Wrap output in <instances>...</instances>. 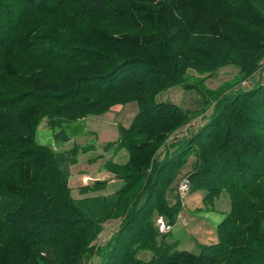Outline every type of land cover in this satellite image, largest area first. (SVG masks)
Listing matches in <instances>:
<instances>
[{
	"label": "trees",
	"instance_id": "trees-1",
	"mask_svg": "<svg viewBox=\"0 0 264 264\" xmlns=\"http://www.w3.org/2000/svg\"><path fill=\"white\" fill-rule=\"evenodd\" d=\"M263 61L264 0H0V264H264V83L218 92L193 116L156 102L173 87L195 88L189 71L211 76L233 64L246 80ZM132 102L138 112L118 141L128 161L105 164L123 186L74 199L77 148L64 155L41 145L38 126ZM209 109L196 135L157 159ZM191 156V190L205 192L207 207L226 190L231 204L218 242L199 254L176 250L155 226L158 216L175 224L180 202L168 194ZM106 188L96 181L80 194ZM115 220L110 240L96 242Z\"/></svg>",
	"mask_w": 264,
	"mask_h": 264
},
{
	"label": "rangeland",
	"instance_id": "rangeland-1",
	"mask_svg": "<svg viewBox=\"0 0 264 264\" xmlns=\"http://www.w3.org/2000/svg\"><path fill=\"white\" fill-rule=\"evenodd\" d=\"M262 67L261 72L246 80H244L243 74L240 73L239 67L233 64L220 68L211 76L189 71L187 83L195 86V88L185 90L183 87H173L159 93L156 96V102L174 103L184 112L193 116L202 111L205 100L212 102L217 97L218 92L224 91V93L234 94L239 89L241 91L252 89L253 84L256 82L264 83V61L262 62ZM137 112L138 105L136 102H132L125 105L119 112H107L99 116H89L76 122L64 123L56 128L50 127L46 119L40 123L37 129V139L41 145L50 146L56 152L64 155H66L65 152H70L77 148V151H75L77 164L70 167L71 176L69 179V186L73 188L71 195L74 199L81 197L82 195L79 191L81 187L92 186L95 183L93 182L95 178L98 181L105 182L103 175L98 176V172L104 173L106 171V163L109 161L116 165L127 163L128 150L125 147H121L118 142L120 140V128H127ZM199 117L200 115H197V118ZM195 119L192 121L194 122ZM191 122L184 126L185 130H187V126H189V129H193L195 123ZM63 131L68 136V139L66 141L56 140V135H61ZM180 131L182 130L173 133L165 146L178 135L183 134ZM194 135H196V132ZM165 146L162 149H165ZM194 161L195 156H191L188 161L190 165L185 166L184 174L178 176L177 182H175L172 194L176 199H168V202L175 205L180 202V211L177 214L175 224H171L173 226L172 230L163 234L165 235L164 237L160 236V239L165 240L167 244L177 241L176 250L199 254L204 246L218 242L217 226L230 213L231 204L226 190L222 191L220 196L214 201L213 206L208 207L203 202L205 192L203 190H191L190 173ZM187 168L191 170L187 171ZM96 173L95 177L94 174ZM88 176H92L91 178L93 179H89ZM182 178H188L190 182V190L183 199H181L182 197H180L181 195L178 192L179 182ZM115 222L118 223L116 224ZM103 227L105 234L102 233L104 237L101 239V233L96 240V242L100 241L101 245L110 240L109 236L111 237L115 233V229H119L120 222L119 220L109 221ZM137 257L141 261L148 262L152 258V253L139 251ZM92 263L99 264V257L94 258Z\"/></svg>",
	"mask_w": 264,
	"mask_h": 264
},
{
	"label": "crops",
	"instance_id": "crops-1",
	"mask_svg": "<svg viewBox=\"0 0 264 264\" xmlns=\"http://www.w3.org/2000/svg\"><path fill=\"white\" fill-rule=\"evenodd\" d=\"M204 107V106H203ZM202 107V108H203ZM123 107L122 106H115L111 109L110 112H119L120 110H122ZM212 113V109H209L205 114L201 115L199 118H196L194 120V122L192 121L191 123H195V126L193 127V129H189V126H187L188 128H186L187 130L184 129V127H182L180 130V132H182L183 134H180L178 135L174 140H172L169 144L171 143H177V142H182L184 140H187L189 137L191 138L195 132L197 133L201 127H203L204 125H206V123L208 122V118L210 117ZM179 131V130H178ZM167 147V148H166ZM168 145L165 146V149H162L158 155H157V159L159 160H163L165 155H166V152L168 151ZM190 165V162H188V164L186 166ZM105 168H106V165H105ZM185 167H184V170L181 171V173L179 174L182 175L184 174V171H185ZM191 170L190 168H187V171ZM98 176L100 175H103V178L105 179V182L107 183V188L103 191H99L97 193H91V194H88V195H82L81 197H78L76 198V200H81V199H84V198H91V197H98V196H103V197H106V196H109L113 193H115L116 191H118L122 186H123V182L118 180L115 175H113L112 173H110L109 171H107V168H106V171L103 173V172H98ZM97 175L94 174V176ZM93 176V175H92ZM92 176H88L89 179H93L91 178ZM96 177V176H95ZM82 179V178H81ZM103 179V180H104ZM98 181V179L95 178V180L93 182H96ZM177 182V180H176ZM180 183V182H179ZM176 184V183H175ZM174 184V185H175ZM71 187V186H70ZM85 186H82L81 188H83ZM72 188V187H71ZM73 190V188H72ZM81 190V189H80ZM79 190V191H80ZM174 191V189L172 191H170V194H168V199L170 200H175L176 197L172 194V192ZM117 224V222H115ZM114 224V223H113ZM112 224V225H113ZM111 228V227H110ZM110 230V229H109ZM116 231V229L114 230ZM107 232V231H106ZM105 234V233H104ZM104 237V235H103ZM110 238V236H109Z\"/></svg>",
	"mask_w": 264,
	"mask_h": 264
},
{
	"label": "built area",
	"instance_id": "built-area-1",
	"mask_svg": "<svg viewBox=\"0 0 264 264\" xmlns=\"http://www.w3.org/2000/svg\"><path fill=\"white\" fill-rule=\"evenodd\" d=\"M189 190H190V182L188 178H182L178 186V192L181 195L180 197H182L181 199H183L186 196ZM156 226L160 234H166L167 232L171 231L173 228V226H171V224H169L168 221L163 216H159L156 219Z\"/></svg>",
	"mask_w": 264,
	"mask_h": 264
}]
</instances>
